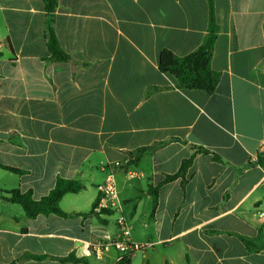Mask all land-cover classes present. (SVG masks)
<instances>
[{
	"label": "crops",
	"instance_id": "0c3cea01",
	"mask_svg": "<svg viewBox=\"0 0 264 264\" xmlns=\"http://www.w3.org/2000/svg\"><path fill=\"white\" fill-rule=\"evenodd\" d=\"M57 1L71 62L49 61L43 0H0V164L23 171L0 166V264H116V250L97 256L91 243L119 232L118 215L91 211L103 167L127 155L122 213L132 239L152 243L128 264H264V0H214L212 94L159 70L162 50L202 44L208 0ZM193 155L153 209L150 190ZM59 177L84 187L61 200L67 217L31 219L4 199L19 189L39 200Z\"/></svg>",
	"mask_w": 264,
	"mask_h": 264
},
{
	"label": "trees",
	"instance_id": "16d2710c",
	"mask_svg": "<svg viewBox=\"0 0 264 264\" xmlns=\"http://www.w3.org/2000/svg\"><path fill=\"white\" fill-rule=\"evenodd\" d=\"M43 1L46 13L44 36L48 51L50 53L49 61L54 63L71 62L72 58L61 47L55 31L58 1ZM208 2L210 9L209 24L202 44L192 53L185 56H177L168 49L162 50L159 56V70L163 73L173 76L178 82L177 88L179 89H196L205 91L208 94H212L215 92L220 81V73L212 69L211 62L214 54L215 43L221 28L215 18L214 0H208ZM199 151L209 154V151L204 148H199ZM193 158L194 155L184 160L178 172L173 175L166 176L161 184L150 190L153 196V209H155L157 205L158 189L163 184L178 178H182V183H185L184 178L188 168L193 162ZM258 164L264 167V156H260L258 158ZM0 166L3 169L17 174L23 173V171L12 167L1 164ZM83 189L84 187L79 181L59 177L56 180L54 188L46 196L39 200H35L33 198L31 191L21 192L19 189L10 191L9 197L4 199L10 203L20 205L24 209L26 216L31 219L36 218L39 215L48 216L51 214L67 217L68 215L61 209V200L65 195L70 193H78ZM97 201L93 205V209L91 211L92 213H94V207ZM240 239L248 249H251V241L245 239L244 237H240ZM34 258L38 259L39 257ZM68 259L75 262L79 261V259H76L72 256Z\"/></svg>",
	"mask_w": 264,
	"mask_h": 264
},
{
	"label": "built area",
	"instance_id": "2783aa9c",
	"mask_svg": "<svg viewBox=\"0 0 264 264\" xmlns=\"http://www.w3.org/2000/svg\"><path fill=\"white\" fill-rule=\"evenodd\" d=\"M259 153L264 156V137L261 141ZM132 157L127 155L123 159L107 163L103 168L106 171L105 181L98 186L99 198L94 207V213L104 215L105 213H117V227L119 232L106 240L91 243V248L97 256L114 249L117 251L116 264H128L129 256L138 251H145L152 243H137L132 239L131 227L127 218L122 213V203L119 196L116 171L127 168V176L132 178L135 172L131 169Z\"/></svg>",
	"mask_w": 264,
	"mask_h": 264
}]
</instances>
